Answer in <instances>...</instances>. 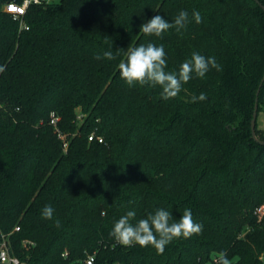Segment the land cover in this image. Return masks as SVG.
Masks as SVG:
<instances>
[{
  "label": "trees",
  "instance_id": "1",
  "mask_svg": "<svg viewBox=\"0 0 264 264\" xmlns=\"http://www.w3.org/2000/svg\"><path fill=\"white\" fill-rule=\"evenodd\" d=\"M8 1L0 0V240L11 252L27 264H78L89 253L96 264H214L220 252L232 264H264V211L256 213L264 142L250 130L264 73V0H55L27 8L28 28L5 11ZM180 10L199 11L202 22L162 38L140 32ZM149 42L164 46L167 71L193 52L222 70L193 76L168 100L159 87H129L118 64L128 46ZM201 92L207 98L191 103ZM255 134L264 141L257 118ZM185 208L203 232L163 254L109 235L129 210L135 223L157 209L178 220Z\"/></svg>",
  "mask_w": 264,
  "mask_h": 264
},
{
  "label": "clouds",
  "instance_id": "2",
  "mask_svg": "<svg viewBox=\"0 0 264 264\" xmlns=\"http://www.w3.org/2000/svg\"><path fill=\"white\" fill-rule=\"evenodd\" d=\"M194 21L199 24L202 17L199 11L193 10L191 18L188 11L180 10L174 19L169 22L163 16L157 14L140 26V32L145 36L162 38L170 29L180 33L186 30ZM101 60L100 55L94 57ZM103 58L114 60L116 57L112 51H105ZM166 52L164 46L154 43L128 46L124 52V59L118 64L121 78L129 87L136 84L141 86L159 87L161 97L164 100L176 98L183 90V85L188 83L193 76L204 78L210 69L220 71L221 66L215 57H206L199 52L191 53L190 59L180 64L178 70L167 71ZM206 94L201 92L198 96L190 98L191 103L204 101ZM131 203V202H130ZM54 209L45 205L42 210L44 219H52ZM136 217L134 210H129L114 222L109 235L122 246L141 247L152 246L158 254H163L167 245L176 239H189L203 232V225L193 220L191 209L185 208L183 215L178 220H173L172 213L165 209H157L155 213H148L146 218L132 221ZM57 228L61 227L60 221L55 222ZM214 264H232L227 254L220 252L214 257Z\"/></svg>",
  "mask_w": 264,
  "mask_h": 264
},
{
  "label": "built area",
  "instance_id": "3",
  "mask_svg": "<svg viewBox=\"0 0 264 264\" xmlns=\"http://www.w3.org/2000/svg\"><path fill=\"white\" fill-rule=\"evenodd\" d=\"M55 0H20V1H15L11 0L8 1L4 4V9L5 11L13 14L14 18H19L21 19L23 15L26 13L27 8L30 5H41V4H47ZM20 27L21 28H28L25 22L23 20H20ZM49 122L55 127L56 122H57V117L54 115V113L50 114V119ZM56 128V127H55ZM57 130V129H56ZM58 136L62 139L63 141V149H66V141L64 140V134L61 133V131L57 132ZM92 135L88 136V139H92ZM98 141H102V138L97 137ZM264 211V205L259 206L256 209V213L260 215ZM15 230H18L19 227L15 226ZM10 248V243L8 241V238L4 235H2L1 240H0V264H27V261L19 258L17 255L11 252ZM67 252H63L62 255L66 256ZM78 264H96L95 263V254L94 253H89L87 254Z\"/></svg>",
  "mask_w": 264,
  "mask_h": 264
},
{
  "label": "water",
  "instance_id": "4",
  "mask_svg": "<svg viewBox=\"0 0 264 264\" xmlns=\"http://www.w3.org/2000/svg\"><path fill=\"white\" fill-rule=\"evenodd\" d=\"M260 6L262 8H264L262 5H260ZM263 81H264V73H263V76L261 78V81H260V83L258 85V88L256 90V95H255V100H254V106H253V112H252V117H251V120H250L251 137L255 141L259 142V143H263L264 141L257 138V136L255 134V123H256L257 109H258V94H259V90H260V87H261Z\"/></svg>",
  "mask_w": 264,
  "mask_h": 264
},
{
  "label": "rangeland",
  "instance_id": "5",
  "mask_svg": "<svg viewBox=\"0 0 264 264\" xmlns=\"http://www.w3.org/2000/svg\"><path fill=\"white\" fill-rule=\"evenodd\" d=\"M257 123L260 127H263L264 128V114H260L258 117H257Z\"/></svg>",
  "mask_w": 264,
  "mask_h": 264
}]
</instances>
